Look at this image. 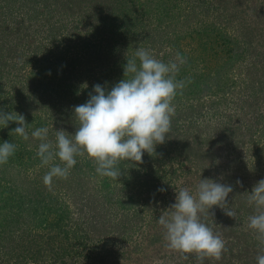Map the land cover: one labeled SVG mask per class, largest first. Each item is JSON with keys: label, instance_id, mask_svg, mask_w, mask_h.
<instances>
[{"label": "rangeland", "instance_id": "obj_1", "mask_svg": "<svg viewBox=\"0 0 264 264\" xmlns=\"http://www.w3.org/2000/svg\"><path fill=\"white\" fill-rule=\"evenodd\" d=\"M196 1L140 0L147 26L143 33L150 37L140 40L144 46L137 48L151 50L164 62L177 52L187 58L176 79L191 82L175 98L165 143L156 145L154 155L145 153L143 163L124 161L117 180L96 175L74 182L73 193H67L65 182L52 184L68 204L64 207L70 214L65 227L69 233L62 241L66 251H52V243L48 246L46 241L55 233L21 213L0 228V264H198L194 254L183 259L166 247L157 220L175 203L180 187L194 193L205 178L232 186L226 201L237 216L228 217L217 206L209 209L214 215L201 214L202 222L221 235L227 249L220 260L209 258L204 264H257L256 256L264 253L247 227L248 216L254 214L247 197L264 179V0ZM0 5L7 12L0 29V110L24 115L27 124L34 116L46 118L49 125L44 127L54 135L53 126L60 130L59 124L55 126L60 114L46 90L64 75L62 57L74 58L85 28L69 33L76 23L75 10L68 17V9L49 1L3 0ZM20 5L29 8L28 14L19 11ZM155 26L163 32L150 31ZM135 47L113 53L129 59ZM94 65L68 73L76 98L77 89L82 92L92 83L93 74L84 78L82 72L94 69L100 74L106 68ZM33 78L39 87L24 90L27 98L21 111L10 106L13 87ZM4 130L7 127L0 133ZM34 145L32 141L27 147L33 150ZM26 170L0 165L10 203L12 197L13 203L20 193H29V181L35 176ZM161 188L165 190L158 191Z\"/></svg>", "mask_w": 264, "mask_h": 264}, {"label": "clouds", "instance_id": "obj_2", "mask_svg": "<svg viewBox=\"0 0 264 264\" xmlns=\"http://www.w3.org/2000/svg\"><path fill=\"white\" fill-rule=\"evenodd\" d=\"M185 63L187 58L179 52L173 60L164 62L151 50L137 48L134 56L127 59L123 78L111 90L95 84L87 101L74 106L73 115L78 123L73 134L56 130L53 141L49 139L48 127L32 131L31 137L40 141L36 156L41 166H49L43 177L45 186L51 190L54 178L67 179L77 156L91 159L99 176L117 180L121 175L118 165L122 161L139 164L143 163L145 153L154 155L156 145L164 144L171 132L176 96L182 94L186 82H191L190 78L176 79ZM9 122L18 125L12 130L14 135L29 140L24 115L0 110V128L8 127ZM16 148L9 141L0 143V165L8 163ZM57 159L60 163H55ZM232 191L231 185L208 178L199 180L194 193L180 187L175 203L157 220L164 229L166 247L181 254L183 259L194 254L198 264H204L209 258L220 260L227 250L226 242L202 222L201 214L214 215L209 209L217 206L228 217L236 219V211L226 201ZM247 203L254 207V214L247 218V227L255 234L264 253V179L248 193ZM256 261L264 264V254H258Z\"/></svg>", "mask_w": 264, "mask_h": 264}, {"label": "trees", "instance_id": "obj_3", "mask_svg": "<svg viewBox=\"0 0 264 264\" xmlns=\"http://www.w3.org/2000/svg\"><path fill=\"white\" fill-rule=\"evenodd\" d=\"M1 1L3 0H0V3ZM44 1H49L51 4L54 3L61 8L68 9V17L74 14V11L71 10H75L76 15H74V22L76 23L69 27V33L74 32L80 27L85 28L83 33L84 37L80 38L76 45L77 49L74 58L66 60L68 59L66 56L62 57V73H64V75L58 76V81L49 85V88H47L48 90H46L47 95L54 103L55 110H59L60 117L59 120H55V126L59 124L60 129L63 130H66V128L68 130L73 128L76 129L78 122L74 118L73 108L74 106H77L75 104L77 101H75L76 97L74 93H72L74 91L71 90L74 83L68 78V73H77L76 69L78 66H95L94 63L96 66H106V68H102L100 74H97L94 69L91 71L84 70L82 72L84 78L88 77L90 72L93 74V77L91 78L92 83L89 87L87 86L88 89L83 88L82 92L80 89H77L79 95L77 94L78 98H76V100L79 99L80 104H83L87 101L88 94L92 92L95 84H100L108 90H111V87L123 78L124 66L126 65L128 56L122 58L113 52L117 49L119 51L122 48L129 51V47H135V45H137L135 47L136 49L141 45L144 46V44H140V40H144L143 42L149 41L150 34L147 36L143 33V30H145L147 26L146 22L142 19L143 16L140 10L142 4L140 3V0ZM196 2L201 4L202 1L197 0ZM23 7V5H20L18 7L19 11L28 14L29 8L26 9ZM3 8L4 7H1L0 5V29L1 27H4L3 22L5 21V16H7V12L6 10H3ZM82 21L86 24H83ZM150 31H155L156 33L160 31V33H162L163 28L155 26L154 28H151ZM82 39L83 41L80 43ZM138 39L139 41H137ZM3 43L6 44L5 41H3ZM114 55H116L115 60L113 59ZM35 82L36 85H34ZM36 87H39V83L38 79L35 80L34 78L31 79L27 85L21 86L18 89L13 87L12 92L9 93L10 106H15L21 111L24 100L27 98L24 90ZM52 119L53 118H51V120ZM45 125H49L46 118L40 116L32 117L26 128L29 133V140L27 141L22 140L19 136L17 137L12 133V130L18 126L16 123L8 125L7 130L0 133V143L9 141L17 145L14 155L11 156L8 163L3 166L6 169L10 166H18L27 169L26 171H31L30 174H34L35 176L32 181H29V193H20L13 203L12 200L14 197L11 198V203L9 202L10 190L8 186L3 180H0V216H3L0 218V228L2 225H5L11 217L13 218L21 213L27 214L31 216V221L37 226L44 224L46 230L55 233L45 241L48 246L52 243L50 246L51 250L56 253L66 251L64 242L62 241L68 238L67 235L69 232L65 227L70 220V214L66 212V208L64 207H67L68 204L62 202V197H65V194L57 192V189L53 187L49 190V188L43 183V177L49 170V166H41V161L36 156L38 149V144H36L37 140L31 137V132L37 127H44ZM56 130L57 129L53 126L51 132L55 133ZM54 135L51 133L49 134L50 140H55ZM32 141L35 142L33 150L27 147ZM76 160L77 163L71 169L70 175L67 179L54 178L53 180V185H57L59 181L65 182L67 184V193L70 190H72L71 193H73L74 182H80L85 179L88 180L89 178H94V176L98 175L95 172L96 165L91 159L86 156H77ZM55 163L60 162L55 161ZM123 166H125L124 161L118 165V168L122 171ZM35 182L37 183L36 185L34 184ZM7 197L8 200L6 199ZM13 212L15 214H12ZM13 251L14 249H11V252Z\"/></svg>", "mask_w": 264, "mask_h": 264}]
</instances>
